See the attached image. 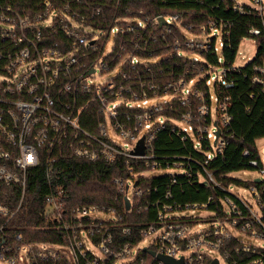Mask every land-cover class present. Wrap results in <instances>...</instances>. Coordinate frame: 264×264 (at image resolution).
Wrapping results in <instances>:
<instances>
[{
  "label": "built area",
  "instance_id": "2783aa9c",
  "mask_svg": "<svg viewBox=\"0 0 264 264\" xmlns=\"http://www.w3.org/2000/svg\"><path fill=\"white\" fill-rule=\"evenodd\" d=\"M119 1L128 0H35L34 11L23 14L10 5L0 6V185L14 188L17 194L14 208L0 202V262L163 264L155 257L162 255L182 259L183 264H210L217 254L224 264H239L235 255L251 257L244 264H264V169L256 148L259 139L255 141L258 162L252 160L250 170L237 172L257 170L261 177L225 185L209 170L210 162L223 158L233 137L230 97L215 92V87L232 90L234 72L239 70L224 63L223 50L231 48L225 42L228 30H223L228 25L218 27L209 20L198 28L200 33H212L210 41L183 42L184 38L183 44L176 38L166 40L172 36V27L192 28L184 25L180 13L149 17L139 10L135 17L131 13L115 17L104 36L86 25L87 15L81 13L101 18L106 4L118 6ZM250 1L254 8L234 1L233 9L257 15L264 27V0ZM156 25L159 34L151 30ZM217 31L220 36L215 39ZM249 33L257 36L260 31ZM49 35L62 40L49 41ZM110 35L114 40L106 51ZM117 36H127L129 42H114ZM182 46L191 52L190 57L181 52ZM208 55L216 57V65L207 62ZM173 56L183 63L179 73L162 67ZM210 67H221L219 75L210 76ZM98 74L109 77L95 84ZM250 82L264 94V62L252 67ZM165 130L189 142L202 158L191 153L157 155L155 142ZM141 139L143 154L136 155ZM242 156L249 157V151ZM65 157L119 167L122 173L112 183L124 213L154 209V220L137 228L119 227L116 223L122 217L115 208L93 204L65 211L59 191L46 201V219L62 232L63 243L25 242L22 233L7 231L24 204L28 174L43 167L49 177ZM162 170L178 172L162 175L170 178L171 185L176 177L186 176L222 194L209 195L203 203L181 205L172 201L169 186L160 193L159 187L142 184L162 177L147 173ZM232 173L225 176L232 178ZM233 186L246 188L254 206L233 193ZM198 210L210 216H179ZM116 230L122 235L134 231L138 241L117 244ZM232 239L236 246L226 248ZM142 251L149 260L139 257Z\"/></svg>",
  "mask_w": 264,
  "mask_h": 264
},
{
  "label": "trees",
  "instance_id": "16d2710c",
  "mask_svg": "<svg viewBox=\"0 0 264 264\" xmlns=\"http://www.w3.org/2000/svg\"><path fill=\"white\" fill-rule=\"evenodd\" d=\"M35 0H0V6L10 5L19 13H32L34 11ZM233 0H128L119 1L118 6L114 2H109L104 8V16L101 18H90L88 13L86 25L99 34L106 35L111 29L112 20L115 17H126L131 13L137 16L141 10L144 15L155 17L157 15H171L174 13L183 14V21L195 27L206 24L209 20L214 21L218 27L227 24L229 35L225 37V42H230L231 48L223 50L224 63L233 64L239 43L245 38H251L256 44V52L253 60L238 72H234L233 89L224 92L215 87V92L219 97L227 94L230 97L229 114L232 117L228 145L225 148L223 158H218L209 164V170L213 171L215 177L223 184L236 183V180L228 178L227 174L241 170H250L249 162L256 160L255 141L264 137V94L260 87L253 86L250 82L252 67L264 62V27L262 19L255 14H242L233 9ZM252 29L259 30L257 36L250 35ZM155 34H159L158 25L151 28ZM172 27V32L178 33L176 36L182 42L179 30ZM49 41H60L61 38L49 35ZM173 36H166L167 42H172ZM114 42H129V37L117 36ZM161 42V41H157ZM175 56L168 58L162 65L163 68L175 69L176 73L181 72L183 63L176 60ZM206 60L211 65H216V57L206 56ZM178 64V65H177ZM175 65L178 66L175 67ZM194 76V75H192ZM248 109V111H246ZM203 149L204 145H203ZM249 151V157L244 158L242 152ZM155 151L159 156H193L201 157L191 148L189 142H184L180 137L169 130L158 134L155 142ZM260 165V163H259ZM122 173L119 167L106 164L104 162H89L70 157L60 159L54 173L47 177L43 167L36 168L28 174L27 189L24 204L20 211L8 225L7 231L20 232L25 242L30 243H63L62 232L55 230L48 221L46 201L48 197L62 192L61 199L64 210L81 205H104L115 208L121 214L122 219L116 223L119 227L137 228L154 220V209L147 212L132 211L124 213V206L121 199L117 198L112 179ZM169 177H154L143 180V185L159 187V192L163 193L169 186L172 193V201L181 205L187 203H203L209 195L222 194L220 191H212L194 182L186 176L176 177V182L170 184ZM17 194L14 188L0 185V202L10 203V207L16 206ZM171 201V200H170ZM2 222L0 218V223ZM131 235H122L120 230L114 231L117 244L138 241L137 234L132 231ZM236 246L234 239L228 241L226 248L233 249ZM139 257L149 260L146 251H142ZM239 264H244L251 260L248 256H236ZM156 262H154L155 264Z\"/></svg>",
  "mask_w": 264,
  "mask_h": 264
},
{
  "label": "rangeland",
  "instance_id": "374dc122",
  "mask_svg": "<svg viewBox=\"0 0 264 264\" xmlns=\"http://www.w3.org/2000/svg\"><path fill=\"white\" fill-rule=\"evenodd\" d=\"M237 4L240 5H245L251 8H254V5L251 3L250 0H234ZM189 21H187L186 23L184 22V25H187L188 27H190V23H188ZM180 29V36H182L181 39L185 40L183 42H191L194 40L195 41H207L211 39V35L212 33L208 32L207 33H200V30L198 27L193 26L191 29L185 30V28L183 27H179ZM177 30V31H178ZM172 36L178 40H180V38L178 36H176L178 33H174V31L172 32ZM99 34V33H98ZM217 36L215 37V39H217L220 36V33L217 31ZM113 36L110 35L107 39V44H106V51H110L111 47H112V43H113ZM175 40V39H174ZM173 40V41H174ZM183 42H179L180 44H183ZM217 44H218V40H217ZM186 51L185 54H187L189 57L191 56V52L188 51L184 46H182V50L181 52ZM255 52H256V44L255 42L251 39V38H245L243 39L240 43L239 46L237 48L236 51V55H235V59L233 62V67L236 68H243L244 66L248 65L249 63H251V61L253 60L254 56H255ZM210 70L212 71V73H210V76H217L219 75L220 71H221V67H210ZM207 73V72H206ZM109 77V74H98L96 76V78L93 80V83H103V81ZM213 110H214V106H213ZM170 115V114H168ZM113 138L114 135H113ZM117 142L122 144V142L117 139ZM256 148L259 154V159L261 161V165L262 168L264 169V138L259 139L256 141ZM169 173H178L175 171H166V170H162V171H151L149 173H147L146 175L149 177L152 176H162V175H167ZM231 177L235 180H240L246 183H250L252 182L254 179L261 177L260 172H257V170H253V171H245L243 172H233L231 174ZM232 192L238 194V196H240L241 198H243L245 201H247L249 204H251L252 206H254V201L252 196L250 195L249 191L246 190V188H243L241 186H233L232 187ZM180 217H206V216H210V214L208 212L205 211H195L194 214H192L190 211H185L182 214L179 215ZM205 220V219H204ZM204 220H200V224L203 225V221ZM232 234H234V236L242 241H250V239H247L246 237L236 234L235 232H231ZM25 250L22 249L21 250V254L20 257L22 259L25 258ZM215 259H218L220 264H224V262L218 257L217 254H213ZM0 264H4L2 262H0Z\"/></svg>",
  "mask_w": 264,
  "mask_h": 264
},
{
  "label": "water",
  "instance_id": "95a60500",
  "mask_svg": "<svg viewBox=\"0 0 264 264\" xmlns=\"http://www.w3.org/2000/svg\"><path fill=\"white\" fill-rule=\"evenodd\" d=\"M164 23V19L163 18H160L159 19V24L162 25ZM219 135V132H216V136ZM134 153L136 155H142L143 154V140L141 139L139 142H138V147L135 149ZM125 209L128 210L129 209V204L127 201H125ZM151 256H155V254L153 252H150L149 253ZM156 259L160 262H162L163 264H183L182 262V259L180 260H173L171 258H168V257H165V256H162V255H156L155 256ZM210 264H219L218 263V260L215 259L213 260Z\"/></svg>",
  "mask_w": 264,
  "mask_h": 264
}]
</instances>
